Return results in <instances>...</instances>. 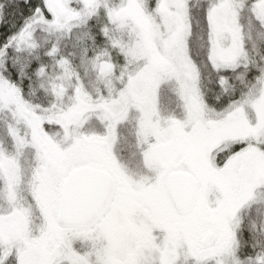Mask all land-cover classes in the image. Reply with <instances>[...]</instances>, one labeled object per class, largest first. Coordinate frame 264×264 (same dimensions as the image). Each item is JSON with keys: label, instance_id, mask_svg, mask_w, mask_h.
I'll return each mask as SVG.
<instances>
[{"label": "snow or ice", "instance_id": "6c2138e0", "mask_svg": "<svg viewBox=\"0 0 264 264\" xmlns=\"http://www.w3.org/2000/svg\"><path fill=\"white\" fill-rule=\"evenodd\" d=\"M0 264H264V0H0Z\"/></svg>", "mask_w": 264, "mask_h": 264}]
</instances>
